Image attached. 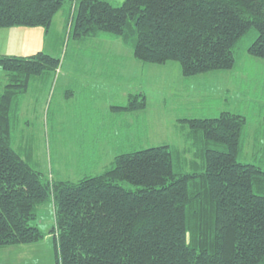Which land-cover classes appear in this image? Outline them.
I'll return each mask as SVG.
<instances>
[{
	"label": "trees",
	"instance_id": "obj_1",
	"mask_svg": "<svg viewBox=\"0 0 264 264\" xmlns=\"http://www.w3.org/2000/svg\"><path fill=\"white\" fill-rule=\"evenodd\" d=\"M65 5L68 38L120 41L143 64L177 62L186 79L232 70L246 37L264 61V0H0V28L48 31ZM59 66L42 51L0 56V248L44 239L32 223L52 202L56 264H264V169L240 162L244 115L180 120L189 172L163 145L118 154L97 175L48 180L12 147L11 129L31 82ZM145 108L135 93L111 110Z\"/></svg>",
	"mask_w": 264,
	"mask_h": 264
},
{
	"label": "rangeland",
	"instance_id": "obj_2",
	"mask_svg": "<svg viewBox=\"0 0 264 264\" xmlns=\"http://www.w3.org/2000/svg\"><path fill=\"white\" fill-rule=\"evenodd\" d=\"M66 8L69 5L54 16L48 31L0 28V55L42 51L60 60L51 80L31 82L12 125V147L32 168L48 180L77 181L102 173L118 154L167 145L179 152L173 157L174 170L189 172L193 157L183 153L180 120L215 118L230 111L247 119L240 162L264 169V61L247 54L249 37L240 42L232 70L186 79L177 62L143 64L120 41L68 38ZM4 78L0 69V80ZM135 93L146 97L144 110H111L125 106L128 94ZM52 224L53 205L48 202L32 223L45 238L0 248V264H56Z\"/></svg>",
	"mask_w": 264,
	"mask_h": 264
},
{
	"label": "crops",
	"instance_id": "obj_3",
	"mask_svg": "<svg viewBox=\"0 0 264 264\" xmlns=\"http://www.w3.org/2000/svg\"><path fill=\"white\" fill-rule=\"evenodd\" d=\"M0 56H2V55H0ZM10 56V55H9ZM165 66H167V65H165ZM85 80V79H84ZM53 81H56V78L55 79H53ZM94 83H98V82H95V81H92V84H94ZM197 98H195V100L198 102V101H201V99L199 98V96H196ZM115 106V105H114Z\"/></svg>",
	"mask_w": 264,
	"mask_h": 264
}]
</instances>
